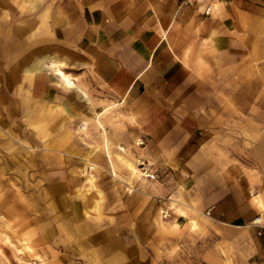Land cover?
<instances>
[{
  "label": "rangeland",
  "instance_id": "1",
  "mask_svg": "<svg viewBox=\"0 0 264 264\" xmlns=\"http://www.w3.org/2000/svg\"><path fill=\"white\" fill-rule=\"evenodd\" d=\"M74 1L0 0V264H264V229L259 233L254 224L258 214L264 217V127L256 118L264 110L258 84L263 73L255 72L249 87L248 78L240 83L239 77L236 103L226 95L230 88L220 87L221 98L212 109L222 118L210 125L227 133H210L202 143L197 162L210 163L206 182L202 178L185 189L172 178L170 198H159L145 184L152 178L142 174L127 192L129 170L112 154V171L105 141L123 145L141 168L144 156L133 150L139 141L131 144L117 133L118 121L107 126L101 115L98 122V115L77 101L76 91L54 83L49 71L25 72L40 52L64 46L61 31ZM259 1L264 13V0ZM209 4L214 11L215 4ZM247 89L255 96L259 91L249 107L255 117L248 129ZM231 162L242 174L248 165L251 180L237 213L227 217L204 205L199 186L226 185L222 178L230 179ZM229 184L240 188L246 183L234 177ZM59 192L67 197L56 198ZM179 201L186 216L176 210ZM192 217L197 228L191 226Z\"/></svg>",
  "mask_w": 264,
  "mask_h": 264
},
{
  "label": "crops",
  "instance_id": "2",
  "mask_svg": "<svg viewBox=\"0 0 264 264\" xmlns=\"http://www.w3.org/2000/svg\"><path fill=\"white\" fill-rule=\"evenodd\" d=\"M211 2L216 7L205 14ZM259 2L76 0L61 31L64 46L40 52L37 59L47 63L34 76L49 71L54 83L76 91L77 101L92 116L100 112L98 117L103 115L107 126L118 121L117 133L131 144L139 141L134 152L142 153L143 162L157 174L145 184L152 186L156 197L170 198L172 178L186 189L202 178L206 182L210 174V163H198L197 157L201 158L199 151L208 134L227 133L210 125L214 118H222L212 109L215 99L221 98L220 87H229L226 95L236 103L239 77L241 83L242 77L249 80L261 72L258 84L264 103V13ZM55 64L70 78L68 87L56 79ZM251 85L252 81L245 82L246 87ZM256 96L247 89V129L253 125L255 115L249 107ZM62 105L70 117L76 115L67 102ZM256 118L264 127V110ZM221 148L232 149L231 145ZM227 165L231 177L223 175L226 185L214 189L203 183L199 188L206 207L229 217L237 213L251 176L248 165L245 174L238 173L233 162ZM234 177L245 181V186L229 184ZM56 195L61 200L67 197Z\"/></svg>",
  "mask_w": 264,
  "mask_h": 264
},
{
  "label": "bare ground",
  "instance_id": "3",
  "mask_svg": "<svg viewBox=\"0 0 264 264\" xmlns=\"http://www.w3.org/2000/svg\"><path fill=\"white\" fill-rule=\"evenodd\" d=\"M36 2L33 3L32 6H35ZM23 29V28H21ZM20 29V30H21ZM46 63L47 61L45 59H37L33 62V64H31L30 66H28L25 70V72L28 73L29 76H34L35 72L39 69H43L46 67ZM53 71L54 74L56 75V79L63 85L68 87L71 84V80L70 78L64 74V72L61 70L60 65L59 64H55L53 65ZM26 73V74H27ZM32 78V77H31ZM98 115H100V112L97 113ZM97 121L99 122V117L97 118ZM83 127L85 128L88 125V121L84 120V122L82 123ZM82 127V128H83ZM105 147L107 149V152L109 154V158L111 160V167H112V171L114 173H116V169H115V164L114 161L111 159V155L115 154L118 159L124 163V165L127 167V169L129 170V176L128 177H124L125 179V188L127 192H130L133 190L134 188V179L137 178H141L142 174H144L141 171V168L137 166V164L131 159L129 158L126 153H125V148L121 145V144H116L113 145L108 139L105 141ZM97 149H94L93 152H96ZM89 161V167L92 169L93 168V162ZM88 167V168H89ZM123 179V180H124ZM136 179V180H137ZM89 180L92 182L94 180V176L92 175V173L89 174ZM259 205L263 206V203L261 200L258 199ZM96 209L100 210V205L97 203L96 205ZM176 210L183 216H186L187 210L184 208V206L181 204V202L179 201V204L176 205ZM198 212H200L198 209L196 210ZM191 226L193 228H197L198 227V222L196 221V219L194 217L191 218ZM29 247V246H27Z\"/></svg>",
  "mask_w": 264,
  "mask_h": 264
},
{
  "label": "built area",
  "instance_id": "4",
  "mask_svg": "<svg viewBox=\"0 0 264 264\" xmlns=\"http://www.w3.org/2000/svg\"><path fill=\"white\" fill-rule=\"evenodd\" d=\"M211 9H212V5L208 4L204 13L210 14ZM140 165H141V169L144 170L143 173L145 176L150 177V178L156 177V173L153 172L149 167H147L143 161H141ZM209 212H210V210L208 211V213ZM254 224H256L259 227V233H261L262 229H264V217L262 214H258L256 216V218L254 219Z\"/></svg>",
  "mask_w": 264,
  "mask_h": 264
}]
</instances>
